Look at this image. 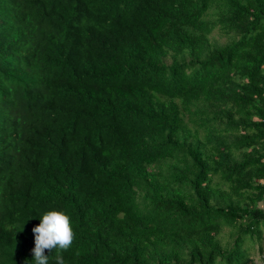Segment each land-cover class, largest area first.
Wrapping results in <instances>:
<instances>
[{
  "label": "trees",
  "instance_id": "1",
  "mask_svg": "<svg viewBox=\"0 0 264 264\" xmlns=\"http://www.w3.org/2000/svg\"><path fill=\"white\" fill-rule=\"evenodd\" d=\"M263 201L264 0H0V264H256Z\"/></svg>",
  "mask_w": 264,
  "mask_h": 264
},
{
  "label": "clouds",
  "instance_id": "2",
  "mask_svg": "<svg viewBox=\"0 0 264 264\" xmlns=\"http://www.w3.org/2000/svg\"><path fill=\"white\" fill-rule=\"evenodd\" d=\"M34 235V248L31 250L35 264H48V256L51 253L67 251L72 247L76 233L71 226L70 217L62 211H46L40 217V223L32 228ZM56 264H65L62 255L57 254Z\"/></svg>",
  "mask_w": 264,
  "mask_h": 264
},
{
  "label": "rangeland",
  "instance_id": "3",
  "mask_svg": "<svg viewBox=\"0 0 264 264\" xmlns=\"http://www.w3.org/2000/svg\"><path fill=\"white\" fill-rule=\"evenodd\" d=\"M230 230V228H226L225 232H223L222 237L224 241H232ZM251 255L254 258L256 264H264V237L261 242L256 239L254 246L251 247Z\"/></svg>",
  "mask_w": 264,
  "mask_h": 264
}]
</instances>
